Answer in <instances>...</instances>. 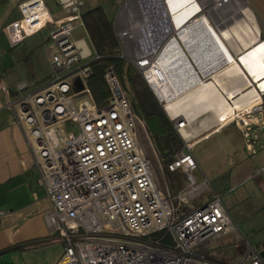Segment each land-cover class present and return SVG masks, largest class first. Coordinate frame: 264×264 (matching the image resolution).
Masks as SVG:
<instances>
[{
  "label": "built area",
  "instance_id": "2783aa9c",
  "mask_svg": "<svg viewBox=\"0 0 264 264\" xmlns=\"http://www.w3.org/2000/svg\"><path fill=\"white\" fill-rule=\"evenodd\" d=\"M54 1L63 18L53 20L43 0H24L18 5L20 19L6 25L4 32L8 43L17 46L50 26L48 80L33 90L18 85V97L9 107L24 129L51 204L42 218L62 245L56 264H264L260 251L238 238L221 196L206 178L194 176L197 165L191 144H184L164 168L151 158L143 122L112 69L104 74L110 97L102 107L95 104L87 86L89 62L84 63L91 50L84 39L73 38L74 22L85 30V2ZM165 4L121 1L111 21L119 58L148 85L158 62L172 63L174 46L190 76L205 81L180 42L176 28L183 22L174 20ZM189 5L194 13L188 25L204 18L221 37V27L234 17L241 15L234 25L245 20L241 9L247 7L245 0H191ZM260 38L257 31L256 40ZM152 93L167 113L166 103ZM252 113L264 119V105L257 102L235 110L229 121L247 128L245 117ZM168 118L177 132L187 128L181 115ZM67 123L76 125V133L67 129ZM163 172H180L185 179L174 198ZM8 214L0 208V219ZM230 234L243 248L239 259L215 262L205 257L204 252Z\"/></svg>",
  "mask_w": 264,
  "mask_h": 264
},
{
  "label": "crops",
  "instance_id": "0c3cea01",
  "mask_svg": "<svg viewBox=\"0 0 264 264\" xmlns=\"http://www.w3.org/2000/svg\"><path fill=\"white\" fill-rule=\"evenodd\" d=\"M22 1L24 0H0V208L9 213L0 219V264H56L62 255V245L46 228L42 218L51 204L40 184V173L24 129L18 124L14 110L9 107V104L18 97V85H25L27 89L33 90L44 84L50 76L47 55L41 48L47 44L48 37L43 41L36 39V36L43 30L50 29V26L24 39L17 46H11L7 41L4 27L20 19L18 5ZM43 1L53 20L63 18V12L54 0ZM84 2L86 6L91 4V8L96 7L91 0ZM243 22L245 26L254 29V43H257L259 40H256L257 31L254 27L256 23L254 24L247 16ZM229 38H223V41L231 55H227L228 52L225 50L220 55L223 56L222 59L218 56V60L214 66L212 65L211 74L229 67L232 62L240 71L241 79L235 75L237 79L229 78V81L224 83L225 89L233 92L231 97L223 95L225 102L230 105V115L219 119L216 113L211 112L221 103L216 104L210 99L209 95L212 92L207 88L208 80L201 82L197 78L188 87L193 89L190 96L201 106H193L195 109L190 117L181 115L187 121L186 135L181 133V137L192 145L190 154L196 146L207 144L208 152L191 156L199 170L198 178L204 177L208 182L210 178L227 174L238 179L245 168L250 166L245 159L247 157L245 149L251 147L246 134L251 132L255 136L256 133L264 131V119L260 113H256L254 119L250 121L251 125L246 129L237 122L235 124L227 121L231 119L235 110L239 111L249 106V104H244L241 108L235 106V100L238 101L241 94L245 95L252 90L255 93V99H250L253 100V105L257 102L264 105V73L256 71L253 68L254 64L249 71L242 62L244 54L241 56V53L251 49L253 44L248 38L245 39L246 44L238 41L233 37L232 31H229ZM253 77L255 79H252ZM187 99L181 102L183 107L187 105L189 107L190 101ZM182 106L176 107V110ZM208 106L210 109L213 108L210 111L202 109ZM251 139L254 140L255 137ZM219 150L224 152L222 159L212 152Z\"/></svg>",
  "mask_w": 264,
  "mask_h": 264
},
{
  "label": "rangeland",
  "instance_id": "374dc122",
  "mask_svg": "<svg viewBox=\"0 0 264 264\" xmlns=\"http://www.w3.org/2000/svg\"><path fill=\"white\" fill-rule=\"evenodd\" d=\"M91 1H92V4L95 3L96 6L101 7L106 18L109 21H111L114 18L116 11L119 8V5H120L122 0H91ZM238 1H241V0H238ZM91 6H92L91 4L87 5V6L85 5L84 9L85 8L90 9ZM241 10L243 11L244 16H247L250 19H252L254 24L256 23L254 25V27H255L256 31L260 32V35H261L262 28L259 25L255 16L252 15L253 13H252L251 9L249 8L248 4H247V7L244 5ZM232 11L233 10H231V13H232ZM240 17H241V15L234 17V19L237 20ZM234 19H233V21H235ZM233 21H230L224 27H221L222 28L221 30L232 31L233 28L235 27V25L233 24L234 23ZM243 23L244 22L238 24L237 26L244 29L245 25ZM72 25L75 28L73 31V38L74 39H80V38L84 39L85 43L87 44V46L91 50L92 56L88 57L84 61V63H88L91 60H93V58H94L93 49H92L89 37H88L86 31L84 30V28H82L78 22H74ZM188 26H186V28H188ZM196 27H198V29H193ZM196 27H193L192 29H187L188 33L184 34V33L179 32V34H178L181 41L183 42V45L187 51V54L189 56H191V59L196 58L197 56L195 55V52L194 53H191V52L188 53V51H190V48L195 47V51L199 52V50H200L198 48L199 45H201L202 47L204 46L203 48H206L205 45L208 46V44L210 46H212L213 49H207L210 51L211 55H213L219 51H222V52L225 51V50H220V46L224 45V41H223L224 37H220L221 40L218 39L219 41L215 42L213 37H208L207 33H209V29L205 25L200 24L199 26H196ZM253 33L254 32H252L251 36H253ZM206 35H207V37H205ZM48 36H49V29H45L40 33V35L36 36V39H38V40L40 39L41 41H43ZM206 41H208V43ZM258 43H264V40H262L260 38V41H258ZM258 43H256V46L259 45ZM41 48H42V50L44 49L45 55H47V52H46L47 46L42 45ZM204 51H201V52L204 53ZM246 51H248V50H246ZM245 52H242L241 56H242V54H245ZM199 54H201V53H199ZM229 54L230 53H228V55ZM193 61H194V59H193ZM179 74L180 73H178V75ZM212 74H210V75H212ZM210 75H208L205 78V81H207L210 78ZM252 79H255V77H253ZM201 82H204V81L201 80ZM171 84L173 85L174 83H171ZM179 85H180L179 89L177 87H175V85H173L172 87H174V88H171V90H172L171 94L169 92L168 98L164 99L165 102L168 101V104L166 105L165 108H166V110H169V108L171 110L173 108V105H175L173 108L175 110L176 107L182 106L181 105L182 101H186V99L188 98L187 101H190V102H188L189 107H188V105H187V107L182 106L179 109V111H182L187 117L188 116L190 117L192 111L195 109L192 107L196 106V105L201 106V104L197 103L198 101L196 102L192 98V96H190L191 95L190 93L193 92V89L191 90L188 86H182V84H179ZM176 97L179 99H177L176 101H174L172 103L171 99H175ZM213 99L216 101V104L224 102L218 96L214 97ZM252 104H249V106ZM202 109H204V111H208V110L210 111L211 110L209 108V106L206 109L205 108H202ZM164 113H165L166 117L168 118V114L165 111H164ZM208 115H210V114H208ZM255 115H256V113H252V114H249L248 116L245 117V118H247L245 120L247 121L249 126L251 125L250 121L252 120V118L254 119ZM188 119H190V118H188ZM189 121H191V120H189ZM227 121H229V119ZM232 122H234L236 124L235 120H233ZM66 127H67V129H69L73 133H76V131H77L76 125H74L72 123H67ZM242 127H244V126H242ZM144 129H145V135L147 137V140L145 139V142H147V148H148V151H149L151 158H153L154 161H156L155 158L158 159L159 162L161 163V165L164 166L162 163L161 157H159V155L155 152L154 146H153V144H152V142H151V140L147 134L145 125H144ZM176 133L180 137L183 145L186 144V142L183 140V137H181V133H179L177 131H176ZM251 137H255L254 140H256V141L251 139ZM246 139L248 140L249 144H251V147H247V145L245 144V147H247V149L249 150V151H247V149H245L246 150L245 152L247 155V157L245 159L250 166L245 168V171H243L241 173L242 175H240V177L238 179H236L235 176L230 177V175L227 174L224 176L218 175V176L214 177L213 179L210 178L209 182L212 185V187H211L212 190L214 192L220 194L222 204L225 206V209L228 210L232 222L235 224V226H237L238 238L239 237L242 239L245 238L252 247H255L258 251H261L262 250V244H264V131H262L261 133H258V134L256 133L255 136H253L251 134V132H249V137L247 135ZM253 141H254V144H253ZM206 145L207 144L204 143V144H200V145L196 146L194 149H192L191 154H194L196 156L197 154H201L203 152H208ZM202 150H204V151H202ZM212 152H213V155H215L216 157H218V158L220 157L221 159H222V157L224 158V152L223 151L219 150V151H212ZM198 171L199 170L197 169L193 173L196 178H198ZM163 175H164L165 179L163 178L162 175H160L161 182L163 181V179L166 181L169 193H170L171 197L174 198L176 196V193L180 189H182L184 184L186 183L185 179L180 174V172H177L175 174H169L168 172H163ZM178 183H180L181 186L178 185ZM178 186H180L179 189L176 188ZM238 238L236 236H234L233 234H230V236H227L225 238H222V239L216 241L214 243V245H212L210 250L204 252L205 257L210 258V259L214 260L215 262L236 261L237 259L240 258L241 254L243 252V248H242V246L240 244V240Z\"/></svg>",
  "mask_w": 264,
  "mask_h": 264
},
{
  "label": "trees",
  "instance_id": "16d2710c",
  "mask_svg": "<svg viewBox=\"0 0 264 264\" xmlns=\"http://www.w3.org/2000/svg\"><path fill=\"white\" fill-rule=\"evenodd\" d=\"M82 20L95 56L88 64L91 74L87 79L93 101L98 107H102L110 97L104 74L112 69L121 87L127 92L133 109L145 125L155 152L166 166L174 153L183 148L172 123L139 72L119 58L112 23L106 18L102 8L96 6L83 9ZM261 39L264 40V30ZM180 186L176 188L179 189Z\"/></svg>",
  "mask_w": 264,
  "mask_h": 264
},
{
  "label": "bare ground",
  "instance_id": "6f19581e",
  "mask_svg": "<svg viewBox=\"0 0 264 264\" xmlns=\"http://www.w3.org/2000/svg\"><path fill=\"white\" fill-rule=\"evenodd\" d=\"M190 1L191 0H165V3H166L165 6H166L167 12L170 13L171 15H173L172 18L174 20H179L181 23L183 22L182 26H180V24L177 25L176 29H177L178 34H179V32L184 33V34L188 33L187 29H192L193 27L199 26L200 24H203L208 28V26L206 24V19H204V18H202L201 20H199L196 23L189 24L188 28H186V26L189 23L188 19H190L192 17V14L194 13V7L189 5ZM193 29H198V27L193 28ZM232 32H233V37L238 39V41L242 42L243 44L247 43L245 40L246 38L250 39V43L253 44L254 37L251 38L253 31L250 27L245 26L243 29V28H240L239 26L235 25ZM221 33H222V37H224L225 39L229 38V31L222 30ZM207 35H208V37H213L215 42H218L219 40H221L220 39L221 36L217 35L213 31H211L210 29H209V33H207ZM207 35L205 37H207ZM253 35H254V33H253ZM179 39H180V37H179ZM229 39H231V38H229ZM180 42H181L183 48L185 49L181 39H180ZM206 42L208 43V41H206ZM258 44L259 45H257V46L255 45L251 49H249L247 51V53H245L244 55L242 54L244 56V58L242 59V62L246 65V68L249 71H251L249 68L254 64L253 68H255L256 71H259L262 74V73H264V43H258ZM203 47L201 45H199V47H198L200 49L199 52L195 51V47L190 48V51H188V53H190V52L194 53L195 52V55L197 57L193 58L194 63L196 65V67L198 68V70L200 71V73L203 75V77H207L208 75L211 74V72L213 70V66H214L213 64L215 63L216 60H218L217 57L219 56L218 57L219 59L223 58V56H220L221 54H223V52L219 53V54L217 52V53L211 55L210 51L207 49H213L212 46H210L208 44V46L205 45L206 48H203ZM172 50L174 53V55L172 56V63H160V62H158L157 66H155V68L153 69L154 78L148 80V85L150 86L152 91L156 94V96L162 102L166 103V105L168 104V101L165 102L164 99L168 98L169 92L171 94V91H172L171 88H174V87H172L173 85H175V87H177L179 89V87H180L179 84H182V86H188L189 84L194 83L196 80V78L194 76H190L189 68H188L186 62L184 60H181L180 59L182 57L181 54L176 52L177 48H175L173 46ZM220 50H227V48L224 45H221ZM201 51H204V53ZM199 53H201V54H199ZM177 54H179V55H177ZM190 58H191V56H190ZM223 62H225V60H223ZM178 73H180V74L178 75ZM235 75L239 79L242 78L240 75V71L236 68L235 63L232 62L229 67H227L223 70L219 69L218 71H216L212 75H210L211 79H208L209 85H207V88H209L212 92L209 95L210 99L212 100L214 97L218 96V97H220V99L222 101H224L215 110L211 111V112L216 113V115L219 117V119H221L222 117L225 118V116H228L231 113L230 105H228L229 103L225 102L223 95L225 94L227 97H231L233 95V92L227 91L225 89L224 83L229 81V78L237 79L236 77H234ZM171 83H174V84L172 85ZM241 86H243V85H241ZM177 99H179V98L176 97L175 99H171V102L173 103ZM210 99H208V100H210ZM250 99H255V93L252 90L249 91L248 93H246L245 95L241 94L239 100L238 101L235 100L234 104L236 107L241 108V107H243L244 104L248 105V104L252 103L253 100H250ZM166 105H165V107H166ZM252 105H250V106H252ZM174 106L175 105H173V108H174ZM173 108L171 110H170V108H169V110H166V108H165V110L167 111L169 116H175V115H184L185 116V114L182 111H179V110L176 111V108H175V110ZM243 109L244 108H242L241 110H243ZM239 113H241V112H239ZM181 133L184 136L186 135L185 130H182ZM224 209H225V207H224Z\"/></svg>",
  "mask_w": 264,
  "mask_h": 264
},
{
  "label": "water",
  "instance_id": "95a60500",
  "mask_svg": "<svg viewBox=\"0 0 264 264\" xmlns=\"http://www.w3.org/2000/svg\"><path fill=\"white\" fill-rule=\"evenodd\" d=\"M251 9L253 15L257 19L262 30H264V0H245ZM261 258H264V244H262V250L260 251Z\"/></svg>",
  "mask_w": 264,
  "mask_h": 264
},
{
  "label": "flooded vegetation",
  "instance_id": "af4514ba",
  "mask_svg": "<svg viewBox=\"0 0 264 264\" xmlns=\"http://www.w3.org/2000/svg\"><path fill=\"white\" fill-rule=\"evenodd\" d=\"M252 37H253V36H251V38H252ZM253 40H254V39H253ZM257 43H258V42H257ZM255 45H256V43L253 42V46H255ZM253 46H252V47H253ZM250 48H251V47H250ZM192 60H193V59H192ZM193 62H194V61H193Z\"/></svg>",
  "mask_w": 264,
  "mask_h": 264
}]
</instances>
